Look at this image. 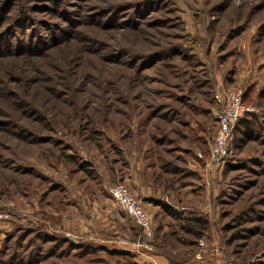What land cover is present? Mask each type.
<instances>
[{"label": "rangeland", "instance_id": "obj_1", "mask_svg": "<svg viewBox=\"0 0 264 264\" xmlns=\"http://www.w3.org/2000/svg\"><path fill=\"white\" fill-rule=\"evenodd\" d=\"M28 4L36 7L31 14L42 49L29 46L30 29L20 34L23 46L12 37L0 43V264L16 262L15 242L29 228L35 231L21 245L32 239L43 245L42 254L57 246L43 264H120L101 245L122 248L156 236V174L171 166L175 173L163 178L186 173L182 183L190 180L202 191H193L190 201H205L209 191L215 242L208 244L223 261L264 264V0ZM229 85L246 91L250 127L235 128L218 177L204 188L187 167L190 137H176L172 129L203 135L202 125L209 145L218 109L213 94ZM96 129L105 132L102 147L90 137ZM82 160L89 169L78 165ZM116 182L140 199L150 230L115 203L107 187ZM162 220L178 224L169 215ZM72 231L96 249L73 244L59 254L68 243L46 240ZM29 248L18 262L26 263L34 244Z\"/></svg>", "mask_w": 264, "mask_h": 264}, {"label": "trees", "instance_id": "obj_2", "mask_svg": "<svg viewBox=\"0 0 264 264\" xmlns=\"http://www.w3.org/2000/svg\"><path fill=\"white\" fill-rule=\"evenodd\" d=\"M41 1H45L46 3H52L53 5H55V3H56V0H41ZM35 9H36L35 6L28 4V0H0V43L6 42L7 38L12 37V39L14 38V40H15L16 46H18V47L20 45L23 46L25 42L19 40L20 34L22 35V32L24 30L26 31V29H30L33 37H31V38L28 37V39H30V42L28 40V43H33V44H30L29 46H31V47L36 46L38 49H42L45 40L39 41L41 39V37L43 39V34L41 32L38 33V31L34 25L35 23H33L34 18L31 14L35 11ZM63 38H65V37H63ZM63 38H59V40L63 39ZM34 39H36V42H34ZM57 42H58V40L55 43H57ZM29 46H27V48H30ZM47 46L48 45H45L44 49L47 48ZM245 93H246V91L244 90L243 100L246 102ZM261 93L264 94V87L261 90ZM214 103L216 106H218L216 104L215 100H214ZM193 109H194L193 107H190L188 110L190 113L189 117H191V118H193V116H195L194 114H196V112H194ZM209 113L210 114L208 115V118L211 117L212 110ZM246 114L247 113H245L238 120V122L235 126L236 130L240 129V131L244 132L245 131L244 129H248L250 127L249 120L245 116ZM173 122H175V121H173ZM191 122L192 121L185 120L184 124L188 125ZM215 122H216V115H215ZM235 128L233 129V131L235 130ZM199 129H200L201 133H203V135L202 134H195V130H198L196 128H193L190 130H185V131H191L193 134L191 132L186 133L185 131L183 133H180V132H178L177 128L172 129V132L175 134L176 137H178V135H179V137H186V138L190 137L191 148L188 147L187 150L185 149L186 156L189 152L193 151L192 149L194 147L198 150H201L204 155H207V153H208V150H209L208 140H207V137H205V135H204L208 131H206V129L202 125H201V127H199ZM233 131H232V134H233ZM93 132L96 134L95 137H94V135H90V137L97 140L98 147H102L101 146L102 143L100 142L99 138L105 132L102 130H97V129L93 130ZM208 134H210V133H208ZM130 136H131V134L127 133L124 137L127 139ZM169 136H170V134H169ZM175 136H174V139H176ZM106 138L110 142L111 148L115 147L117 149V151L120 153V155L122 157H124L123 156V149L117 148L115 146V142L113 141L112 138H110L108 136H106ZM156 141H157V139H156ZM132 145L136 147L135 144H132ZM129 146H130V144H126V146H123V148L126 147L127 153L130 152ZM186 159H187V157H186ZM181 163H183V162H181ZM78 165L84 166V170L89 169V168H85V167H87L86 166L87 162H84V160L80 161L78 163ZM170 165H173V164L170 163ZM171 167H172V171L174 172V169H175L174 166H171ZM165 169L166 168H164L163 171H166V173H168V175L170 172L172 173V171L165 170ZM161 173L162 172H160V174ZM160 174H156L157 178L160 177L158 179V182L163 183L164 186L167 188H169V187H171V188L177 187L178 188V186L182 184L181 180L187 175L185 173V174H181L180 178L178 176V178H176V177L172 178L171 177L169 179L168 178L166 179V178H163L164 176H161ZM171 190H168V191H171ZM162 195L167 196V197L173 196V197H177V198H182V195H181V193L178 192V190H176L175 193L163 192ZM179 209H176L174 211V210H170L169 207L164 206V211H167L166 214L171 216L172 219L178 220V224H176L177 227L173 226L171 222H168L167 223L168 232L160 235L159 240L155 239L156 238L155 235L152 236L154 239L153 238L150 239L148 236L142 235L141 241L142 242H144V241L146 242L147 240H148V242L150 241L151 246L154 249V251L155 252L157 251L160 254L167 257L171 263L183 264V263H186L188 261V259L192 255L195 254V252H197L198 250H200L202 248V246H200L198 244V240L200 238H204V240H205V246L204 247H207L209 245L208 243H210V241H211V237L209 236V218H208L207 212L205 213V212H201L198 209L185 208L182 211L188 212V215L186 218H183L180 216V213L182 211H180L181 209L180 210ZM170 221L173 222V220H170ZM161 227L162 226L156 227V233L159 231V229ZM31 231H35V230H33L32 228H29V231H27L25 236L28 233H30ZM57 236H53V237H51V239H46V238L45 239L49 240V241L50 240L52 241L54 239L56 241V243H58L57 244L58 246H59V243H64V242L68 243L67 248H65L64 250H61L59 252V254L60 253H69V251H71V248L73 247V244H74V247L79 246V245H81V243H84L82 241L84 240V238H86L85 236L80 235L74 241L71 238H69L67 233H64V234H62L61 238L59 240H57ZM24 237H23V235L19 236V239H17L15 242L16 262L14 264H22L21 262H18L22 258V256H21L22 252H25L28 249H30L29 246L32 247L33 244H34V248H32V249H34V250L28 255L26 263H24V264H43V261L47 260L48 258H50L55 253V249L57 246L56 247L52 246V249L49 252H45L44 254H42L41 251H42L43 245L38 244V243L36 244L35 242H32V241H34L32 239L26 240L24 245H21L20 240L21 239L24 240ZM45 239L43 238L42 240L45 242L46 241ZM84 244L88 247L90 252H92L96 249V244L94 243V241L91 242L90 240H88ZM20 245H21V247H20L21 249L18 248ZM100 248L102 250H105V252L107 254L116 255L118 257L117 260L120 262V264H139L133 260L134 255L131 252L126 251L125 249H121V248H117V247L111 248L110 246L105 245V244L101 245ZM177 248H184L181 251L182 256H179L178 254L172 253V251L176 250ZM17 250L19 251V253H17ZM57 255H58V253H57ZM66 255H68V254H66ZM25 258H26V255H25ZM125 258H126V260H125ZM90 261H92V263L96 262L95 258H92ZM48 264H51V263L49 262Z\"/></svg>", "mask_w": 264, "mask_h": 264}, {"label": "crops", "instance_id": "obj_3", "mask_svg": "<svg viewBox=\"0 0 264 264\" xmlns=\"http://www.w3.org/2000/svg\"><path fill=\"white\" fill-rule=\"evenodd\" d=\"M213 113H214V111L212 110L211 114H213ZM207 140H210V139L207 138ZM208 143H209V141H208ZM192 150L193 151H191L187 154L188 170L192 173L193 176H196L198 178V180L201 182L203 187L204 186L208 187V186H210V178L212 180L213 177H215V176L218 177V175H219V169L218 168L219 167L214 169L211 172L209 180H206V178L204 176V162L201 158H199V153L203 154V152L201 150L196 149L195 147ZM165 172L166 171H164V172L162 171V173L160 175L165 174ZM186 177H187V175L184 178H186ZM159 178L160 177H158V178L156 177V208H158V212H156V227H158V226L159 227L162 226V227L156 233V240H159L160 235L168 232V226H167L168 222H164L162 220L163 215H167L166 214L167 211H164V208L161 207L160 204H163L165 207L167 206V207H169L170 210H174V211L176 209H179V208L181 209V210L179 209L180 211H182L185 208L193 209L192 207H190V205H198L199 207H197V209L200 210L201 212H205V213L207 212L208 206H209V196H208L209 191L205 187H204L206 190L205 195H204L205 201L194 202V201H190V199H192V200L194 199L193 197L192 198L190 197V196H192L193 191H195V193L202 192V191L199 189H195L193 186H189V185H192L190 183V180H187V182L182 183L181 185L178 186V188L177 187H173V188L169 187L172 190L168 191L167 187L162 186V183L158 182ZM164 188H166V190ZM176 190H178V192L181 193L182 198H177V197H173V196L167 197V196L162 195L163 192L175 193ZM146 192H147V190H146ZM187 215H188V212H186V211H182L180 213V216L183 218H186ZM77 223L78 222H73V224H77ZM78 225H79V223H78ZM67 234H68V236L71 235L72 236L71 239L74 241L78 236H80V235L84 236L79 232H73V231L68 232ZM87 236L89 237V235H87ZM213 242H215L214 237L211 238L212 245L214 244ZM209 245L207 247H202L200 250L195 252V254L192 255L188 259V261L186 263H183V264H224L223 258H221L218 254L219 248L217 246H212L211 244H209ZM121 249H125L126 251L131 252L134 255L133 260L139 264H177V263H171L167 257H165L164 255L160 254L157 251L155 252L151 245H145V243H143V242L137 243V245H134V244L130 245L128 243H125V245L122 246ZM183 249L184 248H177L176 250L172 251V253L178 254L179 256H182L181 251Z\"/></svg>", "mask_w": 264, "mask_h": 264}, {"label": "built area", "instance_id": "obj_4", "mask_svg": "<svg viewBox=\"0 0 264 264\" xmlns=\"http://www.w3.org/2000/svg\"><path fill=\"white\" fill-rule=\"evenodd\" d=\"M244 90L238 85L217 88L213 97L218 105L216 113V128L209 144L207 155L199 153V158L204 162V176L206 180L210 178L211 172L216 169L229 154V143L232 131L238 120L251 107L243 100ZM108 193L115 203L143 230H150L151 218L145 211L138 197L132 194L128 186L123 182L109 184ZM0 217L3 214L0 212ZM123 243L126 240H121ZM198 244L205 246L204 238L198 240ZM225 264H233L231 261L224 260Z\"/></svg>", "mask_w": 264, "mask_h": 264}, {"label": "water", "instance_id": "obj_5", "mask_svg": "<svg viewBox=\"0 0 264 264\" xmlns=\"http://www.w3.org/2000/svg\"><path fill=\"white\" fill-rule=\"evenodd\" d=\"M69 237H70V238H72V236H71V235H69Z\"/></svg>", "mask_w": 264, "mask_h": 264}]
</instances>
